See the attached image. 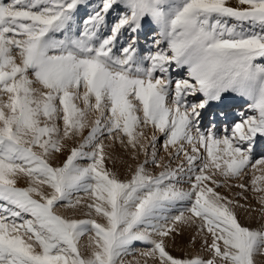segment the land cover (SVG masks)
I'll use <instances>...</instances> for the list:
<instances>
[{"label": "snow or ice", "instance_id": "snow-or-ice-1", "mask_svg": "<svg viewBox=\"0 0 264 264\" xmlns=\"http://www.w3.org/2000/svg\"><path fill=\"white\" fill-rule=\"evenodd\" d=\"M84 4L0 0V264H256L264 219L243 224L218 190L264 204V0H99L80 18ZM229 94L252 114L202 129ZM117 142L139 161L127 175ZM187 229L210 258L172 254Z\"/></svg>", "mask_w": 264, "mask_h": 264}, {"label": "rangeland", "instance_id": "rangeland-1", "mask_svg": "<svg viewBox=\"0 0 264 264\" xmlns=\"http://www.w3.org/2000/svg\"><path fill=\"white\" fill-rule=\"evenodd\" d=\"M98 2L99 0H85V4L81 6L79 10V17L83 18L87 14H90ZM232 2L235 3L236 0H232ZM112 19H114V16L110 15L109 20L111 21ZM155 38H157V33L151 30H147L140 35L139 45L142 54L147 55L148 49H154L152 40ZM172 71L174 79L187 78L186 70H178L174 68ZM249 103L250 101H248L247 98L239 97L234 94L227 95V98L222 103H212L208 108L202 111L200 119L201 128L205 130L211 128L216 132L217 135L223 136L225 134V130L230 129L234 122L241 118V114H252L251 110L249 109ZM144 131L146 136L150 139L154 129L149 127L144 129ZM156 135H159V133H156ZM160 142H163L162 136L160 137ZM105 143L112 144V141L106 140ZM111 150L115 158L116 169L119 170L123 175H127L128 170L135 167L139 162L132 160L130 152L120 147L118 142L113 145ZM159 155L164 163H168L167 153L161 150ZM254 156L256 158L264 156V140L258 139L254 148ZM143 158V154L141 153L140 160H143ZM59 162V160L56 161V163ZM175 163L176 162H173V166H175ZM149 170L152 171L153 169L150 167ZM155 171L158 173L159 169H156ZM236 183L238 182L232 181L228 186L223 187L218 191L230 199L238 200L240 204L247 206L243 209H237L239 218L243 224L253 228L260 227L261 221L264 219V204H261L260 200L258 199L260 194L253 191H244L243 189L232 186ZM19 186H26V181L21 179L19 181ZM81 195L83 196L84 194L81 193ZM85 199H87L86 196ZM57 211L64 215H72V212L66 208H58ZM97 219L99 220V217H97ZM202 240V236H197L193 230L187 229L182 235H178L176 237L174 243L169 244V250L173 255L180 257L201 256L204 258H210V253L205 249ZM146 247L147 245L143 243H137L134 247V251L137 253V256H128L125 258L126 261H134L135 259H138V253L145 250ZM256 264H264V255H258L256 257Z\"/></svg>", "mask_w": 264, "mask_h": 264}, {"label": "bare ground", "instance_id": "bare-ground-1", "mask_svg": "<svg viewBox=\"0 0 264 264\" xmlns=\"http://www.w3.org/2000/svg\"><path fill=\"white\" fill-rule=\"evenodd\" d=\"M224 106V105H223Z\"/></svg>", "mask_w": 264, "mask_h": 264}]
</instances>
